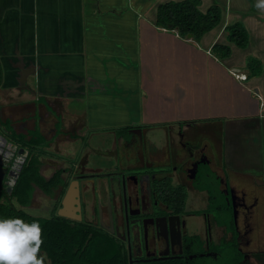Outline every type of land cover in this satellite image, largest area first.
Wrapping results in <instances>:
<instances>
[{"label": "crops", "instance_id": "1", "mask_svg": "<svg viewBox=\"0 0 264 264\" xmlns=\"http://www.w3.org/2000/svg\"><path fill=\"white\" fill-rule=\"evenodd\" d=\"M171 1L185 0H0L1 139L20 150L13 134L26 141L38 132L48 143L53 132L86 138L100 131L124 140L137 134L148 149L131 147L120 157L136 153L141 162L148 155L151 168L163 169L184 160L183 141H175L171 128L200 126L196 138L207 137L224 151L220 170L262 183L264 9L256 7L257 0H200L201 12L218 7L222 16L217 27L195 40L157 26V8ZM236 23L249 32L244 49L228 41L227 28ZM220 45L231 54L215 56L213 48ZM86 102L95 105L92 112L81 108ZM68 117L77 125L67 123ZM158 132L165 136L160 147L152 136ZM190 134L179 132L183 139ZM11 153V163L21 156L27 160ZM117 168L125 172L138 165ZM103 180L107 194L113 180Z\"/></svg>", "mask_w": 264, "mask_h": 264}, {"label": "flooded vegetation", "instance_id": "2", "mask_svg": "<svg viewBox=\"0 0 264 264\" xmlns=\"http://www.w3.org/2000/svg\"><path fill=\"white\" fill-rule=\"evenodd\" d=\"M194 136L182 143L179 166L155 169L147 163L99 175L78 169L72 181L80 185V210L73 213L81 220L64 218L109 236L126 250L119 261L128 264H264L263 251L248 252L264 242V185L220 170L207 150L194 148ZM7 166L10 170L13 163ZM101 178L112 179L109 185L118 195L114 189L106 194Z\"/></svg>", "mask_w": 264, "mask_h": 264}, {"label": "trees", "instance_id": "3", "mask_svg": "<svg viewBox=\"0 0 264 264\" xmlns=\"http://www.w3.org/2000/svg\"><path fill=\"white\" fill-rule=\"evenodd\" d=\"M199 6L200 0L161 4L157 8L156 24L167 30L177 29L181 36L191 35L195 40H200L220 24L222 13L218 7L203 13ZM227 30L229 42L242 49L248 46L249 32L243 24L236 23ZM213 52L221 58L229 56L231 49L220 45L215 46ZM3 77L4 68L0 57V87ZM31 135L30 141H25L22 135H12L15 141L29 150V156L12 193H9L5 183L0 181V218L19 217L29 223L38 221L42 228L41 251L47 253L51 264H128V261H119L120 258L126 257V250L119 249L109 236L97 233L84 224L72 225L67 219L56 214L45 218L20 209V206L28 205L35 187L50 191L57 179L55 176L46 182L40 176L39 160L32 157L31 153L44 152L48 142L38 132H32Z\"/></svg>", "mask_w": 264, "mask_h": 264}, {"label": "rangeland", "instance_id": "4", "mask_svg": "<svg viewBox=\"0 0 264 264\" xmlns=\"http://www.w3.org/2000/svg\"><path fill=\"white\" fill-rule=\"evenodd\" d=\"M92 91V90H91ZM95 105H91L88 107L87 102L81 108L87 111L92 109ZM2 116V115H0ZM57 119V115L54 114ZM64 116V114H62ZM3 120L5 119L2 116ZM73 118L70 119L68 117L67 123H71L72 125H77L75 121H72ZM53 120V130L56 125V121ZM86 120L83 119L81 124L83 127L86 126ZM64 124V123H63ZM65 125H67L65 123ZM201 126H206L202 124ZM109 128V127H106ZM135 129V128H133ZM200 126L192 127H179L178 125L171 128L173 131L172 137H175V141H183L184 144L187 140H192L194 135L199 132ZM127 132V131H126ZM179 132L190 133V138H184L179 135ZM133 133V132H132ZM68 138L65 135H56L53 132V136H49L51 138L48 145L45 147L44 152H33L31 153L32 157H38L39 163V172L40 176L44 177L46 180L53 179L57 176L56 184L51 189L50 193L45 194L39 188H35L32 193V197L28 205L21 206L23 210L31 215L36 216H51L52 211L53 215L56 214V210L60 204V200L62 195H64L65 188L68 184L76 177L78 169H81V174L84 175H92V174H106L111 172L119 171L117 167H125V166H137V165H146L148 163L147 158L148 155H144V161L139 162V158L134 153V156L129 159H123L120 155L126 156L125 152H127L131 147L133 149L139 150L141 148L142 151L147 150L148 148L144 146L145 138H140L137 134L131 136L130 140H124L122 137L116 136L115 133H103L100 131H91L86 138H81L77 132L69 133ZM157 141L156 146H161L165 142V136L163 132H158L157 134L152 135ZM168 138H171L168 136ZM26 141L31 139V136L27 135L25 137ZM168 142H170L168 140ZM175 143V142H174ZM0 144L2 147L9 150L19 151L16 146H9L3 139L0 140ZM15 144V143H14ZM19 149H25L26 157L29 156V150L24 147V145H17ZM176 146V145H175ZM194 148H198V150H207L206 155L209 156L213 162L220 163L221 167L224 165V151L223 149H219L217 151L213 150V145L211 140L208 138H201L197 142L193 144ZM208 146V147H206ZM10 147V148H8ZM22 147V148H21ZM193 150V148H189V151ZM197 150V151H198ZM118 153V154H117ZM24 154V156H25ZM35 155V156H34ZM170 162H174L176 159V153H172L171 157L169 156ZM129 160V161H128ZM106 161L112 163L111 165L106 166ZM103 165V166H101ZM174 164H172L173 166ZM217 165V164H216ZM218 166V165H217ZM228 173L231 175L233 179H236L239 175L236 172ZM107 180H109L107 178ZM106 181V180H103ZM253 182L255 185H259V182L254 180H249L248 182ZM264 185V179H262V183L260 185ZM251 185V188H255L254 185ZM258 188V187H257ZM264 189L263 187H260ZM193 219H188V225L192 226ZM264 241V240H262ZM248 252L251 251H263L264 252V242L256 243L255 245L248 248Z\"/></svg>", "mask_w": 264, "mask_h": 264}, {"label": "clouds", "instance_id": "5", "mask_svg": "<svg viewBox=\"0 0 264 264\" xmlns=\"http://www.w3.org/2000/svg\"><path fill=\"white\" fill-rule=\"evenodd\" d=\"M264 9V0H257ZM42 228L19 217L0 218V264H51L47 253L41 251Z\"/></svg>", "mask_w": 264, "mask_h": 264}, {"label": "water", "instance_id": "6", "mask_svg": "<svg viewBox=\"0 0 264 264\" xmlns=\"http://www.w3.org/2000/svg\"><path fill=\"white\" fill-rule=\"evenodd\" d=\"M0 140H1V137H0ZM0 150L1 151L3 150L2 144H0ZM18 152H19V154H25L26 151L21 149ZM25 156H26V154H25ZM9 158L12 159L13 157L9 156ZM15 159H17V157ZM24 160H23V163H24ZM8 164H11V161L9 159L8 160H4L0 164V181H5V183L8 186L7 190L8 191H12L11 186L15 185V183H16L18 177H19V173L22 170V165L21 164L20 165L18 164L16 166L13 165V167H11V169L9 170L7 168ZM78 187H79V182L78 181H73L72 184L69 186V189H68L67 193L65 194V196L63 198L62 207L58 211V216L66 217V218H69V219L81 220V216L80 215H78V214L74 215L76 210L77 211L80 210L79 200L76 199V197L79 196V193H78V190H77ZM75 204H78L77 209L75 208Z\"/></svg>", "mask_w": 264, "mask_h": 264}, {"label": "built area", "instance_id": "7", "mask_svg": "<svg viewBox=\"0 0 264 264\" xmlns=\"http://www.w3.org/2000/svg\"><path fill=\"white\" fill-rule=\"evenodd\" d=\"M1 151V150H0ZM4 156L3 157H0V163L1 162H3L4 160H10V161H12V159L11 158H9V156H12V153H11V150H9V149H5L4 150ZM3 158V159H2ZM23 160H24V157L23 156H21L20 158H17V159H15V162L13 163V165H18V162H20V163H22L23 164ZM14 166V167H15Z\"/></svg>", "mask_w": 264, "mask_h": 264}, {"label": "bare ground", "instance_id": "8", "mask_svg": "<svg viewBox=\"0 0 264 264\" xmlns=\"http://www.w3.org/2000/svg\"><path fill=\"white\" fill-rule=\"evenodd\" d=\"M35 156V155H34ZM37 159H38V157H37Z\"/></svg>", "mask_w": 264, "mask_h": 264}]
</instances>
